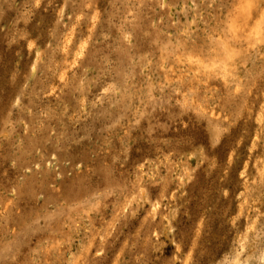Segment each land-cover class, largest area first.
Masks as SVG:
<instances>
[{"label":"rangeland","instance_id":"1","mask_svg":"<svg viewBox=\"0 0 264 264\" xmlns=\"http://www.w3.org/2000/svg\"><path fill=\"white\" fill-rule=\"evenodd\" d=\"M0 264H264V0H0Z\"/></svg>","mask_w":264,"mask_h":264}]
</instances>
